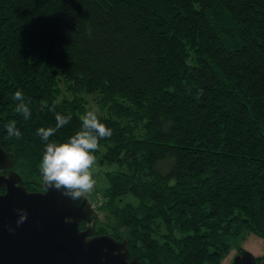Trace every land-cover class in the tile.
Here are the masks:
<instances>
[{"label":"trees","instance_id":"trees-1","mask_svg":"<svg viewBox=\"0 0 264 264\" xmlns=\"http://www.w3.org/2000/svg\"><path fill=\"white\" fill-rule=\"evenodd\" d=\"M86 96L113 130L93 234L140 264H220L245 230L264 237V0H0V146L27 190L37 130L70 116L48 141L66 142Z\"/></svg>","mask_w":264,"mask_h":264},{"label":"water","instance_id":"water-1","mask_svg":"<svg viewBox=\"0 0 264 264\" xmlns=\"http://www.w3.org/2000/svg\"><path fill=\"white\" fill-rule=\"evenodd\" d=\"M13 160L0 146V264H140L137 254L129 257L126 237L80 228L93 219L85 196L73 201L43 183V190H27ZM17 209L28 214L20 226ZM230 264H256L255 254L243 248Z\"/></svg>","mask_w":264,"mask_h":264},{"label":"clouds","instance_id":"clouds-1","mask_svg":"<svg viewBox=\"0 0 264 264\" xmlns=\"http://www.w3.org/2000/svg\"><path fill=\"white\" fill-rule=\"evenodd\" d=\"M18 101L15 111L22 113L25 120L31 118V112L25 103L22 91L15 93ZM55 106L52 109L54 111ZM81 129L69 137L66 142H48L59 129L63 128L71 120L70 116L56 114L54 127H41L37 135L46 142V147L39 165L41 182L47 189L62 192L73 201L81 200L86 194L91 193L97 183L93 176V166L97 162L96 153L101 145L100 141L110 138L113 130L102 123L97 110H86L81 117ZM9 137L21 138L22 134L16 126V121H10L6 125ZM19 219L17 226L27 220V212L17 209Z\"/></svg>","mask_w":264,"mask_h":264},{"label":"rangeland","instance_id":"rangeland-1","mask_svg":"<svg viewBox=\"0 0 264 264\" xmlns=\"http://www.w3.org/2000/svg\"><path fill=\"white\" fill-rule=\"evenodd\" d=\"M87 100H89V102L86 104V107L90 110V109H97L95 105L91 104L90 99L88 96L85 97ZM111 165V164H110ZM109 164H104L103 166H99L97 164H95L93 166V176L94 179H96L97 183L95 185L96 189L102 190L103 187H105L106 184V174H105V169L110 167ZM105 174V177H104ZM42 188V186H41ZM93 196V194L91 195ZM110 211L108 209H98L96 210V215L95 218H93L91 223H94V221L96 220V222H105L106 221V217L108 216L109 219H112V217L110 216ZM82 224V228H83V223ZM81 228V226H80ZM243 248H248L249 250H251L253 252V254L258 255L264 252V237L260 236L259 234L252 232L250 230H245L243 232V236H239L237 239L233 240V242L231 243L230 247L228 248L227 251H225L222 254V258L220 259V264H229L230 260H232L233 258V254L236 251H240Z\"/></svg>","mask_w":264,"mask_h":264},{"label":"built area","instance_id":"built-area-1","mask_svg":"<svg viewBox=\"0 0 264 264\" xmlns=\"http://www.w3.org/2000/svg\"><path fill=\"white\" fill-rule=\"evenodd\" d=\"M93 194V196H91ZM90 207L96 209L102 203V193L98 191L95 187L91 193L85 195Z\"/></svg>","mask_w":264,"mask_h":264},{"label":"flooded vegetation","instance_id":"flooded-vegetation-1","mask_svg":"<svg viewBox=\"0 0 264 264\" xmlns=\"http://www.w3.org/2000/svg\"><path fill=\"white\" fill-rule=\"evenodd\" d=\"M2 172H5V171H2ZM42 190H43V187H42ZM92 215H93V218H95V215H96V209H92ZM92 220H93V219H92ZM92 220L89 221V222H81V223H83V228H84L85 226H87L88 224H91ZM81 228H82V227H81ZM92 234H93V233H92ZM242 250H243V249H242ZM242 250H240V251H242ZM240 251H236L234 254H236V253H238V252H240ZM234 254H233V257H234ZM263 257H264V252L261 253V254L255 255V262H256V264H259V263L261 262V260L263 259ZM232 260H233V258H232ZM232 260H230L229 264L232 262Z\"/></svg>","mask_w":264,"mask_h":264}]
</instances>
